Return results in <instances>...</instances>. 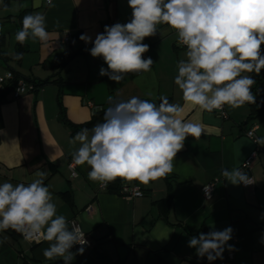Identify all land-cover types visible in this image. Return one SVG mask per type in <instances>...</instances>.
I'll return each mask as SVG.
<instances>
[{
	"label": "crops",
	"instance_id": "obj_1",
	"mask_svg": "<svg viewBox=\"0 0 264 264\" xmlns=\"http://www.w3.org/2000/svg\"><path fill=\"white\" fill-rule=\"evenodd\" d=\"M52 5L48 0H0L1 49L6 55L0 57V73L10 70L32 84L48 80L17 99L12 90L1 96L4 87L0 89V184L27 185L37 178L36 171L48 172L44 183L53 194L57 213L70 226L76 219L89 240L72 264H209L206 257L195 255L188 241L201 232L229 226L234 264H264V243L260 242L264 236V146L259 145L248 171L253 187L231 185L221 175L222 169L240 168L255 149L246 136L248 130L256 126V136L264 137V123L257 122L264 117L249 118L248 104L236 109L226 105L225 119L214 110L200 111L186 104L174 83L186 48L177 44L175 30L167 25L158 26L161 34L158 31L143 41L150 48L142 58L154 61L150 72L127 74L120 83L99 75L106 63L102 57H92L88 49L93 44L79 37L87 34L94 41L106 25L129 22L132 9L127 0H52ZM22 13L43 14L49 38L47 42L29 38L17 62L15 34L22 28L18 17ZM64 34L73 43L63 42ZM253 93L257 101L264 98V81ZM161 95L184 108L183 120L200 123L204 129L200 139L186 138L172 173L148 185L115 180L138 186L143 196L134 198L100 190L98 182L88 179L87 164L77 165V175L71 176L68 164L80 144L70 143L76 134L60 120L58 98L66 118L79 124L96 111L92 105L108 108L109 96L121 100L138 96L158 105ZM212 180L216 186L207 201L202 188ZM169 195L171 201L161 202ZM213 205L221 208L212 209ZM87 206L92 207L90 213L85 211ZM0 240V264H64L59 258L45 259L47 241L29 243L13 230L0 232ZM227 251L222 260L211 264H220Z\"/></svg>",
	"mask_w": 264,
	"mask_h": 264
},
{
	"label": "clouds",
	"instance_id": "obj_2",
	"mask_svg": "<svg viewBox=\"0 0 264 264\" xmlns=\"http://www.w3.org/2000/svg\"><path fill=\"white\" fill-rule=\"evenodd\" d=\"M132 9L127 23L105 26L93 41L82 34L79 39L94 58L102 57L107 68L99 75L120 83L130 73L151 71L154 61L142 58L150 46L146 37L157 34L158 26L175 30L177 44L186 48L185 59L177 63L174 83L182 92L186 104L200 111L232 109L255 104L251 73L260 75L264 69V0H127ZM52 5V0H48ZM17 7H22L18 5ZM160 32V31H159ZM161 34V32H160ZM29 38L47 42L46 17L27 14L15 40L24 44ZM17 54L16 59H21ZM148 96L153 93L148 92ZM157 105L151 100L133 96L128 100L109 96L110 106L102 123L91 130L82 129L70 143L79 142L73 153L76 165L90 166L88 179L106 187L118 178L148 185L174 170V159L191 136L200 139L204 132L200 123L183 120L184 108L170 103L164 95ZM255 143L264 146V137ZM47 171L38 170L29 184H0V232L13 230L29 243L49 242L43 250L45 259L63 260L72 264L82 255L89 242L85 233L73 222L57 213L53 194L44 181ZM226 182L234 185L253 184L242 168L222 169ZM264 219V213L261 214ZM232 227L199 233L188 241L198 258L209 264L223 259V253L234 251L228 242ZM264 243V236L261 237ZM0 243H3L0 240ZM80 245L74 253L71 249Z\"/></svg>",
	"mask_w": 264,
	"mask_h": 264
},
{
	"label": "built area",
	"instance_id": "obj_3",
	"mask_svg": "<svg viewBox=\"0 0 264 264\" xmlns=\"http://www.w3.org/2000/svg\"><path fill=\"white\" fill-rule=\"evenodd\" d=\"M62 39H63V42H65V43H70V44L73 43L72 37L69 34H64ZM261 53L264 54V45L261 46ZM248 75H250V74H248ZM14 79H15L14 74L10 70L5 72V73H2V74L0 73V89H2L7 83L13 81ZM36 88L37 87L34 84L28 83L24 79L17 78L14 81V85H13V89H12L13 98L17 99L26 93L34 91ZM88 104L92 105L90 102H88ZM92 107L96 111L101 109L100 107H96L93 105H92ZM214 111L217 112L223 119L227 118V113L225 111V108L223 110H220V111H217V110H214ZM255 130H256V126H253L250 130H248L246 132V136L255 145V149L247 156V158L244 160V162L240 166V168H242L247 173L250 170L254 160L256 159L258 151L260 149L259 144L255 143V140L258 138L255 134ZM76 166L77 165L74 163V160L73 159L70 160V162L68 164V169L70 170L71 176L77 175ZM262 176H264V172H262ZM250 178L253 181V184L246 186V187H253L254 186V179L252 176H250ZM215 186H216V180L209 181L203 186L202 193H203L205 200H207V201L211 200ZM99 189L100 190H106L107 186L104 187V186H101L99 184ZM119 194L126 197V198H134V197L143 196V192L141 191V189L138 186H128V185H122L120 190H119ZM91 210H92L91 206L85 207V211L87 213H90ZM73 222L75 223L76 226L80 227L78 224V221L76 219H72L70 223L72 224ZM85 238L89 242L88 238L86 237V234H85ZM234 241H235V238H234ZM75 246H80V245H75ZM234 256H235L234 251H231V252L227 251L225 254V259L223 261H221L220 264H234Z\"/></svg>",
	"mask_w": 264,
	"mask_h": 264
},
{
	"label": "trees",
	"instance_id": "obj_4",
	"mask_svg": "<svg viewBox=\"0 0 264 264\" xmlns=\"http://www.w3.org/2000/svg\"><path fill=\"white\" fill-rule=\"evenodd\" d=\"M26 13H22L20 14L19 17V21L21 23L22 26V19L23 16H25ZM2 46V40L0 39V57H6L5 52L1 49ZM23 51V45L20 44L19 42L17 43V51L15 54V59L17 54H21ZM16 61L18 62L19 59H16ZM251 75L254 77L256 83L252 86V91H254L259 85L262 84V79H264V74H262V72L260 73V75H256L255 73H251ZM15 79L9 83H7L4 88L1 91V96L5 95L8 91L13 89V85H14V81L18 78L17 75H14ZM48 81V80H46ZM44 81V82H46ZM44 82L41 83H37L34 84L36 87H41ZM53 82H56V80H54ZM249 108H250V113H249V118H255L258 116H262L264 117V98H262L261 100L257 101L255 104H248ZM58 106H59V114H60V120L69 128L71 134H76L78 132H80L82 129L84 128H88L89 130H91L93 128L94 125L102 123L103 119H104V112L107 108L102 107L101 109L95 111L93 113V115L91 116V118L83 123H79V124H75L72 123L71 121H69L66 116H65V112L64 109L61 105L60 99L58 98ZM121 184L118 181H114L112 183H109L107 185V190L118 193L120 188H121ZM63 196H66V193L62 194ZM171 201V196L169 195L168 197H166V199L162 200L161 202H169Z\"/></svg>",
	"mask_w": 264,
	"mask_h": 264
},
{
	"label": "water",
	"instance_id": "obj_5",
	"mask_svg": "<svg viewBox=\"0 0 264 264\" xmlns=\"http://www.w3.org/2000/svg\"><path fill=\"white\" fill-rule=\"evenodd\" d=\"M222 207H223V206H222ZM211 208H212V209H220V208H221V206H218V205H213Z\"/></svg>",
	"mask_w": 264,
	"mask_h": 264
},
{
	"label": "rangeland",
	"instance_id": "obj_6",
	"mask_svg": "<svg viewBox=\"0 0 264 264\" xmlns=\"http://www.w3.org/2000/svg\"><path fill=\"white\" fill-rule=\"evenodd\" d=\"M257 122H259V123H264V119L258 118V119H257Z\"/></svg>",
	"mask_w": 264,
	"mask_h": 264
}]
</instances>
